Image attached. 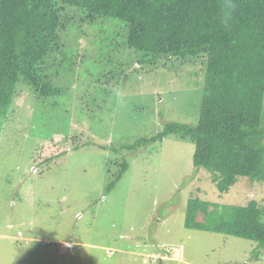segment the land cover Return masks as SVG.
Segmentation results:
<instances>
[{
  "label": "rangeland",
  "instance_id": "obj_1",
  "mask_svg": "<svg viewBox=\"0 0 264 264\" xmlns=\"http://www.w3.org/2000/svg\"><path fill=\"white\" fill-rule=\"evenodd\" d=\"M63 13L46 62L61 93L40 99L20 80L0 126V264H264L253 242L184 227L189 199L264 206L263 183L238 178L219 194L174 136L133 148L165 123L197 122L203 62L140 66L122 23L80 27Z\"/></svg>",
  "mask_w": 264,
  "mask_h": 264
},
{
  "label": "trees",
  "instance_id": "obj_2",
  "mask_svg": "<svg viewBox=\"0 0 264 264\" xmlns=\"http://www.w3.org/2000/svg\"><path fill=\"white\" fill-rule=\"evenodd\" d=\"M66 9L77 12L73 24L80 27L103 18L122 23L140 66L203 62L197 122L165 123L133 148L174 136L193 144V167L211 175L219 194L238 178L264 184V0H0V126L9 120L20 80L40 99L61 93L46 62L60 46ZM127 169L123 162L106 194ZM184 227L253 242L256 261L264 252V206L255 200L236 206L189 199Z\"/></svg>",
  "mask_w": 264,
  "mask_h": 264
}]
</instances>
